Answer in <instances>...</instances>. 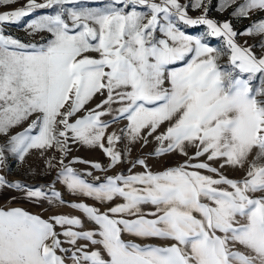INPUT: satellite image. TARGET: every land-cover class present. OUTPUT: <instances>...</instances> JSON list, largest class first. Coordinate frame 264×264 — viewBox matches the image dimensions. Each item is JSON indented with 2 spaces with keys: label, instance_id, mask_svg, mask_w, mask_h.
<instances>
[{
  "label": "snow or ice",
  "instance_id": "1",
  "mask_svg": "<svg viewBox=\"0 0 264 264\" xmlns=\"http://www.w3.org/2000/svg\"><path fill=\"white\" fill-rule=\"evenodd\" d=\"M87 2L100 6L28 0L0 13L4 25L58 8L26 22L39 43L21 42L0 27V164L9 155L23 162L32 151L41 157L52 151L45 168L56 169L52 185L0 176V190L81 213L44 219L0 207V264H264V85H252L264 76V55L235 41L238 34L259 36L264 44V20L237 33L229 22L207 18L204 0L191 5L204 8L195 19L179 0ZM232 5L241 18L264 12V0H223L220 10ZM180 23L205 25L225 49L187 35ZM153 141L151 153L129 159L134 146ZM70 142L100 149L107 165L65 163ZM171 156L184 159L157 171L148 163ZM126 161L127 170L116 172ZM225 168L243 174L232 179ZM56 184L93 203L65 201Z\"/></svg>",
  "mask_w": 264,
  "mask_h": 264
},
{
  "label": "rangeland",
  "instance_id": "2",
  "mask_svg": "<svg viewBox=\"0 0 264 264\" xmlns=\"http://www.w3.org/2000/svg\"><path fill=\"white\" fill-rule=\"evenodd\" d=\"M28 0H17L16 3H13L11 5H5L0 6V13L10 12L15 9H19L23 7ZM37 3H43L44 0H36ZM179 2L182 5H187V14L189 17L195 19L201 15L204 14V8L201 7L200 9H193L191 5L195 2V0H179ZM223 2V0H211L209 3V0H204V4L207 6V18L214 20L218 24L229 22L233 28L234 31L237 33H243L254 20H264V12H254L251 14L250 18H241L234 16L233 10L236 7V5H232L231 7H227L223 10H220V5ZM238 3H242L243 0H237ZM99 2L95 3H88L87 0H81V4L78 5H66L65 7H99ZM58 8H45V9H38L36 10L32 16L25 17L18 23H5L4 25H0L2 27L3 32L5 35L12 36L13 38L19 39L21 42L24 43H39L41 41L40 35H30L29 30L26 28V22L29 19L38 18L41 16H47V15H54L55 11H57ZM179 27L182 31H184L187 35L193 36V37H203L202 42L207 43L209 46L217 49H225V44L223 38H217V37H211L207 36V27L205 25H197V26H186L182 23L179 24ZM47 35V34H43ZM261 40V37L259 36H245V35H237L235 37V41L241 45V46H255L253 48L254 53L257 56L264 55V44H258V41ZM246 42V43H245ZM95 55V54H93ZM221 65L227 64V58L222 57L219 61ZM252 85L254 87H261L264 85V76L261 74H257V77L254 78L252 81ZM101 99L100 97H97L91 104L88 105V107H93L95 103H97ZM103 119L107 120L109 117H104ZM30 123V121L28 122ZM28 123H25L22 127L16 128L12 134H15L16 132L23 131L24 128H27ZM126 121H122L119 124H113L111 128L108 129V132L117 131L119 128L123 127L124 124H126ZM0 142H3L0 140ZM71 151L68 154L67 159L65 160V163H67L69 160H72L74 158H79L84 161H92V162H99L102 165H107L108 160L104 156V154L100 151V149H90L86 148L79 144H73L70 142ZM123 147V144H120L117 146V149ZM155 147V141L150 143L147 147L141 148L140 145H136L132 148L131 151V159H135L137 157H143L147 156L149 153L153 151ZM54 153L52 151H49L46 153L44 157H41L40 153L37 151H32L28 156H26L25 161L21 162L18 159H16L13 156H7L6 160L3 164H0V176L4 177L9 182H19L23 185L27 186H39V187H45L48 185H52L54 182V178L56 175V169L48 170L45 168V159L48 156H52ZM57 157L59 156L58 153H55ZM183 157L181 156H171L167 157L163 160L157 161L156 159H149L148 163L153 171L160 170L164 167L173 166L177 163H180L183 161ZM77 171H92V169L88 168L86 164H75L72 165ZM130 166L129 162L126 161L124 164H122L120 167L116 169V172L126 171L127 168ZM214 167H217L218 165L213 164ZM141 169H136V171H140ZM223 174L229 178L232 179H239L241 175L243 174L239 170H235L232 168H225L222 170ZM114 173L109 172L108 175H113ZM101 175L99 172H94V176ZM86 179L91 180L92 177H86ZM55 190L59 191L63 195V199L68 202H85L88 204H92L93 202L91 200H87L84 198H79L76 196H73L67 192L64 191L63 186L56 184ZM0 207L3 208H21L31 214L39 215L44 219H48V217L57 215V214H67L71 216H81V213L78 211H74L71 208L68 207H61L57 204L49 205L46 201L42 203H33L27 199L19 191H16L14 189H2L0 190ZM86 228H90L91 225L85 223ZM57 231H60L59 228H57ZM138 242V241H137ZM154 241H152L153 243ZM81 243H84L81 241ZM65 247H68V245H64Z\"/></svg>",
  "mask_w": 264,
  "mask_h": 264
},
{
  "label": "crops",
  "instance_id": "3",
  "mask_svg": "<svg viewBox=\"0 0 264 264\" xmlns=\"http://www.w3.org/2000/svg\"><path fill=\"white\" fill-rule=\"evenodd\" d=\"M153 243H155V241Z\"/></svg>",
  "mask_w": 264,
  "mask_h": 264
}]
</instances>
